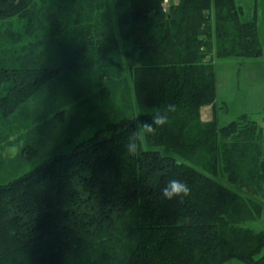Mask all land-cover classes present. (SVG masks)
Segmentation results:
<instances>
[{
  "label": "trees",
  "instance_id": "1",
  "mask_svg": "<svg viewBox=\"0 0 264 264\" xmlns=\"http://www.w3.org/2000/svg\"><path fill=\"white\" fill-rule=\"evenodd\" d=\"M162 1L0 0V151L69 139L82 96L108 120L0 182V264H264V130L245 112L220 123L216 100L217 60L264 58L256 22L235 0ZM10 18L21 25L1 31ZM167 104L169 122L128 155L131 115L151 123ZM171 179L189 194L165 199Z\"/></svg>",
  "mask_w": 264,
  "mask_h": 264
},
{
  "label": "rangeland",
  "instance_id": "2",
  "mask_svg": "<svg viewBox=\"0 0 264 264\" xmlns=\"http://www.w3.org/2000/svg\"><path fill=\"white\" fill-rule=\"evenodd\" d=\"M236 5L239 7L240 19L246 21L247 18L253 19L256 22V29L259 36L260 45H264V0H235ZM236 6V8H237ZM98 11H93L92 14L95 16ZM73 20V19H72ZM3 26H1V31L6 27L15 28L21 25L20 20L18 19H6L3 20ZM230 29H232L233 24L230 22ZM229 39V38H228ZM225 40L223 47L229 49V43ZM221 45L219 48H221ZM218 47V46H217ZM216 51V49L214 50ZM227 61H235L236 63L227 64ZM216 70L218 73V84H217V103L226 104L224 107L218 109V116L220 123H227L229 120L239 116L241 112H245L249 115L250 119L255 118L258 123V126L264 130V59L263 56L258 57H225L224 59L217 60ZM129 82V81H128ZM133 91V87L131 88ZM130 92V91H129ZM93 92L89 93L91 96ZM43 95V92L40 93V97ZM83 108L85 114L83 115V124H77L73 126V132H67L66 135L70 138H60L56 139L47 145L40 146V149L32 154L28 155L26 158L23 156L19 157V150L16 146H6L1 148L0 151V182H8L10 179L21 175L31 168L34 164H37L44 159L48 158L56 150L67 148L68 145H71L73 141H77L81 136L89 135V132L95 130L105 122H108L107 118L99 120L100 117H103L104 114H92L86 111L88 107H94L95 102L98 100L93 97L82 96ZM124 101V100H123ZM122 101V102H123ZM115 103V102H114ZM129 101H126L124 107L131 113L130 106L127 107ZM135 104V103H134ZM118 110H121V105H113ZM134 107V106H133ZM211 106L204 107L202 110L203 119L211 117ZM109 111V110H108ZM115 114V113H114ZM113 114V115H114ZM111 116V114H109ZM112 120V119H111ZM109 120V121H111ZM45 121V117L42 116L40 119L34 120H23L19 123L21 125V130L19 134L15 135L13 133L10 135L11 139H15L17 136L23 135L28 130L26 125L39 126L42 122ZM73 122V121H72ZM77 122V121H75ZM78 123V122H77ZM46 128L45 125L41 126L40 129ZM75 128V129H74ZM34 139H36L37 132L33 134ZM34 142V141H32ZM144 143H146L144 141ZM147 145V143H146ZM62 146V147H61ZM258 197H262L258 195ZM263 199V198H262ZM18 220V219H17ZM16 220V221H17ZM254 229H263L264 222L256 221L252 224ZM225 264H243V262L232 259L227 261Z\"/></svg>",
  "mask_w": 264,
  "mask_h": 264
},
{
  "label": "clouds",
  "instance_id": "3",
  "mask_svg": "<svg viewBox=\"0 0 264 264\" xmlns=\"http://www.w3.org/2000/svg\"><path fill=\"white\" fill-rule=\"evenodd\" d=\"M173 111H175V106L173 104L165 105L163 111L157 109L151 116V123L142 121L139 118L142 113L139 109L133 113L131 119L135 121L136 130L128 137L124 145L127 154L130 156L137 155L141 146L140 142L145 141L149 136H154L159 127L168 123V114ZM189 192L190 189L187 184L177 179L169 180L167 184L161 188V194L167 200H172L177 197L183 199Z\"/></svg>",
  "mask_w": 264,
  "mask_h": 264
},
{
  "label": "crops",
  "instance_id": "4",
  "mask_svg": "<svg viewBox=\"0 0 264 264\" xmlns=\"http://www.w3.org/2000/svg\"><path fill=\"white\" fill-rule=\"evenodd\" d=\"M175 2H176V0H174ZM235 3H236V1H235ZM236 5V4H235ZM237 6V5H236ZM236 11L238 12V14H239V19H240V11H239V7L237 6V8H236ZM241 20V19H240ZM251 20H254V18L253 19H249V18H247L246 19V21H243V22H247V21H251ZM242 21V20H241ZM255 21V20H254ZM240 57V56H239ZM227 64H232V63H236L235 61H227L226 62ZM216 81H217V84H218V73H217V75H216ZM204 107H207V106H204ZM204 107L202 108V109H204ZM211 110V109H210ZM203 114L204 113H202L201 112V115L203 116Z\"/></svg>",
  "mask_w": 264,
  "mask_h": 264
},
{
  "label": "bare ground",
  "instance_id": "5",
  "mask_svg": "<svg viewBox=\"0 0 264 264\" xmlns=\"http://www.w3.org/2000/svg\"><path fill=\"white\" fill-rule=\"evenodd\" d=\"M205 110V109H204Z\"/></svg>",
  "mask_w": 264,
  "mask_h": 264
}]
</instances>
